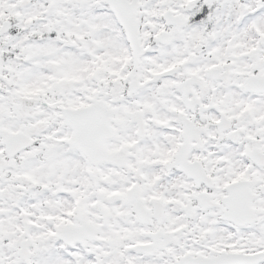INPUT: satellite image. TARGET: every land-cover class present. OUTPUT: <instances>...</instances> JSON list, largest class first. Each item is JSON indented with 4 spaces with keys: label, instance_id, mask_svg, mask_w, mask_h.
Masks as SVG:
<instances>
[{
    "label": "snow or ice",
    "instance_id": "6c2138e0",
    "mask_svg": "<svg viewBox=\"0 0 264 264\" xmlns=\"http://www.w3.org/2000/svg\"><path fill=\"white\" fill-rule=\"evenodd\" d=\"M0 264H264V0H0Z\"/></svg>",
    "mask_w": 264,
    "mask_h": 264
}]
</instances>
